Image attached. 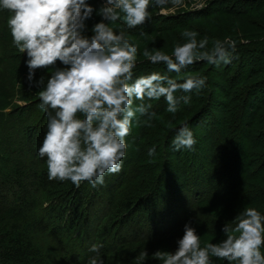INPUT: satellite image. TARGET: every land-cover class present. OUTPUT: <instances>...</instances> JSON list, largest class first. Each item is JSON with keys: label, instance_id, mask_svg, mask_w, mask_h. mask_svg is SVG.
Listing matches in <instances>:
<instances>
[{"label": "trees", "instance_id": "obj_1", "mask_svg": "<svg viewBox=\"0 0 264 264\" xmlns=\"http://www.w3.org/2000/svg\"><path fill=\"white\" fill-rule=\"evenodd\" d=\"M88 2L95 9L93 16L100 22L103 17L98 12L103 1ZM221 2L228 1H208V5L196 12L198 15L193 14L195 17L190 21L179 17L172 21L175 24L149 25L159 19L152 21L155 17L152 16L145 23L148 26L127 28L119 20L111 26L117 33L124 32L130 43L156 35L155 45L140 44L138 47L133 80L144 69L172 78L174 73L202 74L206 69L211 74L217 70L221 75V68L230 67V73L227 77L224 75L228 83L224 88L230 96L237 94L239 87L243 89L241 110L244 118H249L246 127L240 129L243 121L236 119L238 115L232 117L236 115L234 106H229L227 114L223 115L219 110L225 108L224 104L209 96L203 102V96L201 105L188 119L184 120L187 115L182 113L183 117L167 131L163 148L171 155L163 152L160 169H150L146 164V161L154 162L147 148L154 141L149 140L151 137L147 132L144 136L149 141L136 142L134 157L123 160L121 171L106 174L104 184L96 187L87 181L76 186L70 180H49L46 157L41 159L38 155L47 130V114L39 107L38 92L42 88L28 82L27 53L18 52L7 24L9 13L0 11V264H89L90 258L96 255L90 249L97 243L103 244L100 255L104 264H163L164 253L176 250L177 241L184 235V226L189 221L197 228L203 247L224 239V225L233 221L244 208L253 207L264 214V142L254 137L256 132L253 130L264 120V67L251 65L246 74H242L245 63L257 55L249 53L250 58L244 64L234 66L245 57L235 45L230 49L231 62L224 63V68L223 64L217 66L206 60H195L180 73L169 71L163 62L153 64L143 55L148 47L171 55L175 46L170 40L167 46L163 43L166 47L156 45L157 39L163 42L164 34H175L187 28L199 33V41L204 34L198 31L197 23L211 26L217 19L231 17L237 20L260 12L252 8L236 13L237 4L245 5L240 1L228 8L215 9L214 6ZM260 9L264 10V6ZM222 27L228 28L227 24ZM86 34L91 36L93 33L87 31ZM224 38L223 30L209 34L207 49L211 50L216 40ZM175 42L179 43L178 40ZM47 67L51 71L55 67L64 68L59 60L56 65ZM178 75L175 76L177 82H183L185 79ZM50 77L43 67L36 69L37 82L44 78L46 85ZM240 77H245L244 85L238 80ZM213 84H216L215 80ZM18 86L19 89L28 88L23 89L22 99L30 104L8 111L7 96H16ZM179 91L177 97L188 94ZM32 100L35 101L33 104ZM200 100L201 95H192L191 103L182 104L180 109L196 105ZM156 102V99L146 100L152 107ZM34 105V112L30 113ZM162 107L167 112V102ZM155 109L150 111L163 112ZM179 115L181 113L173 119ZM200 115H204L202 126L207 132L200 134L199 129H194L197 141L194 150L176 151L172 144L176 130L184 124L191 127V120ZM147 122H151L150 119ZM240 138L248 141L245 150L241 149ZM253 145L258 156L249 148ZM174 159L178 162L174 163ZM261 250L264 252V246ZM158 251L160 256L155 254ZM212 260L214 264H237L218 257H212Z\"/></svg>", "mask_w": 264, "mask_h": 264}, {"label": "clouds", "instance_id": "obj_2", "mask_svg": "<svg viewBox=\"0 0 264 264\" xmlns=\"http://www.w3.org/2000/svg\"><path fill=\"white\" fill-rule=\"evenodd\" d=\"M170 2L179 6L183 0H103L98 12L103 19L94 24L89 36L86 22L95 9L88 0H0V11L9 13L13 44L27 53V80L42 88L39 107L47 114V130L38 155L46 157L49 180H70L76 186L83 181L93 187L104 184L106 174L119 173L123 167L126 137L133 123L139 125L140 116L151 119L157 115L150 112L152 105L145 103L146 97L149 101L165 98L167 112L174 114L182 104L191 103L193 89L198 92L205 86L207 77L188 76L177 82L159 72L133 80L138 46L111 25L118 20L127 28L144 25L151 17L150 6L164 12ZM182 34L186 42L178 43L171 55L147 48L143 55L176 73L195 60L217 66L231 62L234 42L216 40L208 50L207 36L198 41L199 33L187 28ZM58 60L66 67H55L46 85L44 78L35 80L36 69L54 66ZM177 90L189 94L177 97ZM176 132L175 150H194L197 141L192 129L184 124ZM155 153V146L149 148L150 156ZM223 232L224 239L202 247L201 236L189 221L176 250L164 253L163 264H214L212 257L264 264V214L244 208L224 225ZM102 247L92 245L90 250L96 255L89 264H104ZM155 254L161 255L159 251Z\"/></svg>", "mask_w": 264, "mask_h": 264}, {"label": "rangeland", "instance_id": "obj_3", "mask_svg": "<svg viewBox=\"0 0 264 264\" xmlns=\"http://www.w3.org/2000/svg\"><path fill=\"white\" fill-rule=\"evenodd\" d=\"M208 1H210V0H183V3L180 4L179 6L173 5L170 2L169 4L165 5L167 8H166V11H164V12H161L159 7L150 6L149 10L151 12V17L155 16V17H153L152 21L155 20V18H159V19L155 20V22L153 24L152 23H148V24L149 25L150 24L151 25H154V24L155 25H162L163 23H167V25L175 24V22H172V21H175V19H178L179 17L182 18L183 20L187 19V21H190L191 19H194V17H195V16H193V14L198 15V14H196V12H198L202 8H205L208 5V4H206ZM227 1L228 2L218 3L217 5L214 6L215 9L216 8H219V9L228 8L229 5L231 7L234 4H236L238 1H240V2L244 3L245 5L237 4V8L236 9L234 8L236 13H238L239 10H240V12H246V11L248 12V11L252 10V8L253 9H259L260 12L258 15L257 14H250L246 17L244 16V18H239V19L237 18V20H235V18H231V17L230 18L229 17L222 18L220 21H217L218 20L217 19L213 24H211V26L208 24L210 27H208V25H206L205 23L201 22V23H197L196 27H198V31H200L201 33L204 34V37L207 36L208 38H209V34L214 35L215 33H219V31L223 30L225 33V38L223 40L221 39V41L227 40L229 42H234V45H238L237 51L243 52L245 57L243 56V58H240L239 62H236L234 64V66L238 65L239 63L244 64L245 61L250 58V56L248 57L249 53H252L254 55L256 54L257 56L255 58H251L252 60H248L245 63V67L243 68L244 70L242 73L244 75V74H246V72L249 69V66H251V65H253V67H257L261 64L262 67H264V10L260 9L264 6V0H227ZM156 14H157V17H156ZM183 16L186 18H183ZM160 18H163V19H160ZM98 22H99L98 18H96L95 16H92V18H90L86 22L88 25V31H91L94 24H96ZM148 24H145V25L148 26ZM225 24H227V26H228L227 30H224V28L222 27V26L225 27ZM231 24H233V25L231 26ZM229 29L232 31H228ZM174 33L175 34H169V33L164 34L166 37L163 36L165 38L163 40V42H161L159 39H157L158 44H156V45H158V46L162 45L163 46V43H165V45H166L169 40L171 41L170 43L173 46H176L178 44L175 42L177 40L179 41L180 44L184 43V40L186 38L182 34L183 31H178V32H174ZM155 36L151 35L150 39H147V38L144 40L138 39V40L131 42V43L136 44L138 47H140V44H142L143 46H146V45L151 46L154 44V41L156 38ZM159 43H161V44H159ZM166 46H163V47H166ZM148 49H150V48L148 47ZM18 52H20V51H18ZM25 54H26V52H25ZM137 57H138V55H136V59H137ZM221 64H223V68H224L225 67L224 63H221ZM63 66L66 67L65 65H63ZM43 69L46 71L47 74H49L50 76L52 75L51 69H49L48 67L47 68L43 67ZM216 69H218V67H216ZM218 70H220V69H218ZM149 71H150L149 69H144L143 72L139 73V76L148 75V74L152 73ZM230 71L231 70L229 67V69L227 68L225 70L221 68V72L223 73L221 75H219L220 73H217V70L215 72L212 71L213 73L211 74V72L207 69L202 74H200V73L189 74L188 73V74H181V75L179 74L178 75V74L174 73L172 75V78H174V79H175L176 75L181 77L180 79H186L188 76L207 77L206 84L203 88H201L198 92L196 90H192V92L190 93L191 96L195 95V94L201 95V100L199 102H196V105H188L185 108L179 109L174 114L163 111L162 106L166 105V102H167L164 100L163 97H161L159 100H157L155 106L151 107V109L156 108L157 110H159V112H161V111H163V112L159 113L155 117L151 118L150 119L151 122H147V120L149 118L146 119V116H140L139 119L141 120V123L139 125H137L135 122L133 123L131 132L126 137L128 147H127V152H126V156H125L124 160L129 159L130 156L134 157L135 146L138 142H141L144 140L145 141L153 140L154 141L153 144L149 145L147 148H151V147L155 146L156 153H155V155L152 156V158L154 159V162L146 161V164L150 165V169H153V170L154 169L155 170L160 169L162 167V164H163V162H162L163 156H164L163 152L165 151L167 153V155H169V156L171 155L170 151L164 150V148H163V145H164L163 143H164L167 131L171 127H173L174 124H176L183 117L182 113L187 115V117H184L185 118L184 120H186V118L188 119L189 118L188 116L192 115L197 110V107L199 105H201V101H202L203 96L205 98V99H203L204 100L203 102H205V100H207L209 98H213L215 100V102H217V103L219 102V103L224 104L225 108L223 110H219V111H221V113L223 115L227 114V108L229 106H234L235 107L234 113H236V115L234 114V116H232V117H236L238 115L236 117V119L238 118L239 122H240V119H241V121H243L240 129L245 128L246 123H248L249 118H244V113L241 110L243 108V99H244L243 89H241L239 87L238 88L239 91L237 90V94H231V96H230L228 94L226 95V90L224 88L225 84L227 83L226 82L227 80L224 77V75H226V77H227V75L230 73ZM184 75H186V76H184ZM214 80H215L216 84H213ZM238 80H241L240 83H243V85L245 84V82H244L245 77H240ZM228 86L230 89L232 88L230 85H228ZM23 89L28 90V88H25V87L24 88L21 87L19 89V86H18L16 89L17 90L16 96L15 95L7 96V101L10 103L8 111L11 108H15V109L19 108V107L24 108L30 104V103H26L22 99V92H24ZM230 89H227V91H230ZM178 93H180L179 90H177L175 92V95L177 96ZM208 96H209V98H208ZM146 100H148L147 97L145 98V103H146ZM33 101L34 100H32L31 104H33L35 102V101L34 102ZM35 107H36L35 105L31 106L30 113L34 112L33 110L35 109ZM236 109H238V111H236ZM214 112H215V110H214ZM177 113H181V115H179V117H176L173 119V117L176 116ZM200 116H198L200 119L197 117L196 120L195 119L193 121L191 120L190 124L192 126L190 125L191 126L190 128L192 129V131H194V129L197 128V129H199L200 134H204L207 132V131H205V129L202 126L203 125L202 120L204 118L203 117L204 115L201 117ZM194 125H195V128H193ZM253 130L256 132L254 137L259 138V139H261L262 142H264V132H263L264 131V120L261 122L260 125H257ZM147 132L150 133L151 139H149V140H146L145 139L146 137L144 136V134ZM240 139L241 140H239V139L238 140L241 141V146H242L241 149L245 150L248 141L244 140L242 138H240ZM249 148L255 154H256V152H258V151H256L257 148L254 145L250 146ZM249 148L247 150H249ZM256 155H254V156H256ZM255 158H251L250 160L255 161V160H253ZM177 162L178 161L176 159H174V163H177ZM144 165H145V163H144ZM155 172L157 174L158 171H155Z\"/></svg>", "mask_w": 264, "mask_h": 264}]
</instances>
